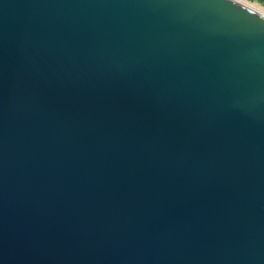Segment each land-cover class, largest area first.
Wrapping results in <instances>:
<instances>
[{
    "label": "water",
    "instance_id": "1",
    "mask_svg": "<svg viewBox=\"0 0 264 264\" xmlns=\"http://www.w3.org/2000/svg\"><path fill=\"white\" fill-rule=\"evenodd\" d=\"M0 264H264V15L0 0Z\"/></svg>",
    "mask_w": 264,
    "mask_h": 264
},
{
    "label": "bare ground",
    "instance_id": "2",
    "mask_svg": "<svg viewBox=\"0 0 264 264\" xmlns=\"http://www.w3.org/2000/svg\"><path fill=\"white\" fill-rule=\"evenodd\" d=\"M235 1L240 2L243 5L247 6L248 8L264 15V6L255 0H235Z\"/></svg>",
    "mask_w": 264,
    "mask_h": 264
},
{
    "label": "rangeland",
    "instance_id": "3",
    "mask_svg": "<svg viewBox=\"0 0 264 264\" xmlns=\"http://www.w3.org/2000/svg\"><path fill=\"white\" fill-rule=\"evenodd\" d=\"M255 1L259 2L261 5H263V6H264V0H263V2H261V1H258V0H255Z\"/></svg>",
    "mask_w": 264,
    "mask_h": 264
},
{
    "label": "trees",
    "instance_id": "4",
    "mask_svg": "<svg viewBox=\"0 0 264 264\" xmlns=\"http://www.w3.org/2000/svg\"><path fill=\"white\" fill-rule=\"evenodd\" d=\"M258 1H261V2H263V0H258Z\"/></svg>",
    "mask_w": 264,
    "mask_h": 264
}]
</instances>
